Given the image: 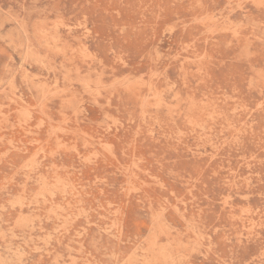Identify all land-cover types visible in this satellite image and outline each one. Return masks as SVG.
Here are the masks:
<instances>
[{"label":"rangeland","instance_id":"374dc122","mask_svg":"<svg viewBox=\"0 0 264 264\" xmlns=\"http://www.w3.org/2000/svg\"><path fill=\"white\" fill-rule=\"evenodd\" d=\"M0 264H264V0H0Z\"/></svg>","mask_w":264,"mask_h":264},{"label":"bare ground","instance_id":"6f19581e","mask_svg":"<svg viewBox=\"0 0 264 264\" xmlns=\"http://www.w3.org/2000/svg\"><path fill=\"white\" fill-rule=\"evenodd\" d=\"M169 93V92H168ZM210 118V117H209ZM131 166V165H130Z\"/></svg>","mask_w":264,"mask_h":264}]
</instances>
